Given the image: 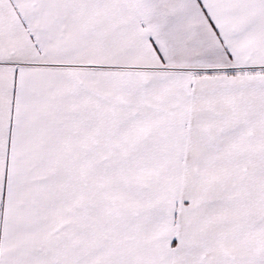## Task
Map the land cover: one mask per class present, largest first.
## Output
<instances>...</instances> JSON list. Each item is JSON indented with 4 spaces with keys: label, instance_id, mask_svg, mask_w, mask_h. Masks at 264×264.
<instances>
[{
    "label": "snow or ice",
    "instance_id": "snow-or-ice-1",
    "mask_svg": "<svg viewBox=\"0 0 264 264\" xmlns=\"http://www.w3.org/2000/svg\"><path fill=\"white\" fill-rule=\"evenodd\" d=\"M0 264H264V0H0Z\"/></svg>",
    "mask_w": 264,
    "mask_h": 264
}]
</instances>
